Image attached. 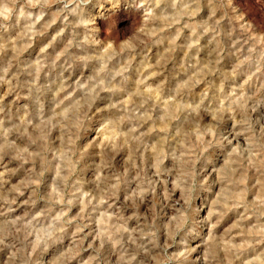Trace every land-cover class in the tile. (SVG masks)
<instances>
[{"label": "rangeland", "instance_id": "1", "mask_svg": "<svg viewBox=\"0 0 264 264\" xmlns=\"http://www.w3.org/2000/svg\"><path fill=\"white\" fill-rule=\"evenodd\" d=\"M0 264H264V0H0Z\"/></svg>", "mask_w": 264, "mask_h": 264}, {"label": "bare ground", "instance_id": "2", "mask_svg": "<svg viewBox=\"0 0 264 264\" xmlns=\"http://www.w3.org/2000/svg\"><path fill=\"white\" fill-rule=\"evenodd\" d=\"M229 136V135H228Z\"/></svg>", "mask_w": 264, "mask_h": 264}]
</instances>
